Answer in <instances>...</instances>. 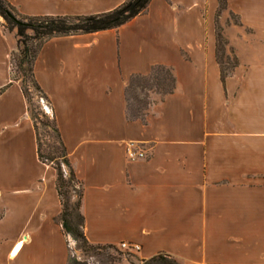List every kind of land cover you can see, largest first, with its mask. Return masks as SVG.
<instances>
[{
	"label": "crops",
	"instance_id": "1",
	"mask_svg": "<svg viewBox=\"0 0 264 264\" xmlns=\"http://www.w3.org/2000/svg\"><path fill=\"white\" fill-rule=\"evenodd\" d=\"M9 1L26 15H86L125 0ZM227 2L264 35V0ZM218 6L151 0L116 28L42 46L35 76L84 183L91 243H138L137 262L167 252L183 264H264V44L237 47L238 64L223 80ZM15 48L0 18V264H68L56 170L38 158L20 82L9 84ZM156 64L174 69L177 89L145 121L129 120L126 85Z\"/></svg>",
	"mask_w": 264,
	"mask_h": 264
},
{
	"label": "trees",
	"instance_id": "2",
	"mask_svg": "<svg viewBox=\"0 0 264 264\" xmlns=\"http://www.w3.org/2000/svg\"><path fill=\"white\" fill-rule=\"evenodd\" d=\"M151 0H125L116 8L95 14L86 15H26L21 13L9 0H0V15L5 31L13 33L16 38V48L10 55L11 84L19 81L28 105V113L33 120L37 140L38 158L56 170V188L61 200V212L56 221L69 233L85 252L98 257L101 264H120V256L113 255L108 249L121 253L120 247L114 244L91 243L84 232V215L82 202L84 183L76 175L70 160L68 149L61 136L54 114L51 99L44 91L35 76V62L44 43L55 36L76 33L94 32L116 28L133 17L144 14ZM228 9L227 0H219L218 12ZM229 12H231L229 10ZM232 13V12H231ZM30 30L32 33H26ZM220 34L217 31L216 56L221 67L222 79L230 75L238 64L234 57L231 67L226 68L219 54ZM228 58V57H227ZM229 58L227 59V62ZM168 69V70H167ZM172 73H170V71ZM161 72V73H160ZM160 73V76L158 75ZM177 79L172 67L156 64L147 74H133L125 88L126 117L129 120L145 121L152 106L156 103L139 100L136 108L130 103L129 91L152 90L161 94L160 101L177 89ZM6 88H0V93ZM156 89V90H155ZM155 90V91H153ZM36 99L51 108V113L45 110L37 111ZM68 264H81L78 260L69 258ZM134 264H183L167 252H159L148 259L139 260Z\"/></svg>",
	"mask_w": 264,
	"mask_h": 264
},
{
	"label": "rangeland",
	"instance_id": "3",
	"mask_svg": "<svg viewBox=\"0 0 264 264\" xmlns=\"http://www.w3.org/2000/svg\"><path fill=\"white\" fill-rule=\"evenodd\" d=\"M1 21H4L3 17L0 15ZM217 31L220 34V47H219V54L222 57V60L224 62V66L226 68L231 67V63L233 62L234 57L236 58L237 62V47H243L242 49L246 50H255L256 47L262 46L264 44V35L258 32H255L252 29H249L247 27H244L238 17L234 14L229 12V10L223 9L219 12L218 20H217ZM26 33L31 34L32 32L30 30H26ZM244 40L249 41L248 44L243 45ZM243 41V42H242ZM245 47V48H244ZM263 48V46H262ZM229 58V61L227 62V59ZM168 70V69H167ZM170 71V70H169ZM161 73V72H160ZM160 73L158 74L160 76ZM172 73V71H170ZM132 88L129 91V98L130 103L133 108H136L137 106V99L139 100H147L152 102H159L161 98V94L157 92H152V90H140L138 88L136 92ZM156 90V89H155ZM153 90V91H155ZM34 103L36 104L37 111L45 110L48 113H51V108L48 107L45 104H39L37 103L36 99H34ZM152 108V106H149ZM70 236V257L71 260L75 259L78 260L81 264H101L98 257L93 256L90 252H85L80 247H78V242L73 239V237L67 233ZM121 253L108 249L113 255L120 256L121 261H119L120 264H127V263H136V258L132 255V253H129L121 248L119 245Z\"/></svg>",
	"mask_w": 264,
	"mask_h": 264
},
{
	"label": "built area",
	"instance_id": "4",
	"mask_svg": "<svg viewBox=\"0 0 264 264\" xmlns=\"http://www.w3.org/2000/svg\"><path fill=\"white\" fill-rule=\"evenodd\" d=\"M141 156L143 155L142 151L136 152V151H130V156L135 157V156ZM120 246L123 250L129 252V253H137L141 250V246L138 243H131V242H121Z\"/></svg>",
	"mask_w": 264,
	"mask_h": 264
}]
</instances>
